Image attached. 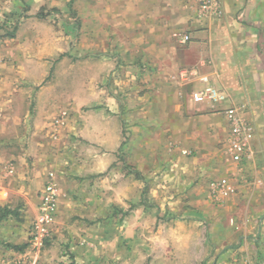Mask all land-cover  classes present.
<instances>
[{"label": "crops", "instance_id": "0c3cea01", "mask_svg": "<svg viewBox=\"0 0 264 264\" xmlns=\"http://www.w3.org/2000/svg\"><path fill=\"white\" fill-rule=\"evenodd\" d=\"M109 1V7L103 4V8L87 10L89 16L102 22L97 25V35L102 31L103 40H110L109 28L115 32L114 55H96L94 43L90 45L92 55L86 62L93 68L100 65L103 72L93 71L89 75L92 81L81 86L89 103L70 100L69 109L46 121L45 114L57 108L59 98L51 93L50 85L42 89L45 100L39 105L46 111L41 112L38 133L46 132L57 144L62 141L68 152L47 156L38 148L34 158H62L70 172L58 175L49 171L55 174L59 191L64 192L63 183L70 182L72 190L83 194L81 201L72 203L79 208L73 225L68 226L60 216L54 222L66 227L63 230L72 244V262L112 264L113 250L119 255L116 264H261L264 0H219L222 14L202 18L197 16L195 0ZM27 14L26 31H39L40 26L30 19L40 15L34 11ZM1 25L0 38L4 31ZM15 27L13 37L0 39V115L8 116L17 107L19 81L34 78L29 71L16 72L11 64H40L49 56L48 44L41 42L26 40L18 42L17 48ZM178 31L188 33L190 40L181 43L176 38ZM117 60L121 72H104L107 62ZM203 77L226 90L228 100L217 106L194 101L193 93L207 85ZM111 78L119 80L117 94ZM102 81L108 84L101 87ZM131 89L136 92L135 103L121 102V95L128 96ZM230 106L241 109L254 129L253 157L241 163H235L227 151L229 124L224 110ZM151 147L152 151L143 152ZM128 148L133 149L136 168L128 171L119 164L118 176L124 179H119L118 200H112L117 186L106 177L116 176V172L111 170L101 185H94L92 178L99 170L92 164L103 165L121 151L126 157ZM137 174L149 180L151 192L165 193L164 200L143 203L141 193L147 184ZM222 178L230 179L237 191L217 203L209 187L213 180ZM44 181L41 177L39 185ZM91 190L98 192L93 199L89 197ZM32 207L36 212L37 201ZM80 234L92 242L76 246L83 238ZM100 238L104 247L99 259L94 240Z\"/></svg>", "mask_w": 264, "mask_h": 264}, {"label": "rangeland", "instance_id": "374dc122", "mask_svg": "<svg viewBox=\"0 0 264 264\" xmlns=\"http://www.w3.org/2000/svg\"><path fill=\"white\" fill-rule=\"evenodd\" d=\"M103 4L109 7L110 1L32 0L29 2L28 0H0V25L2 24V29H4V31H1L2 36L0 39L4 40L5 36L8 35L7 33L16 30L15 26H17L18 31L13 40L17 48L19 47L18 42L22 43L26 40L37 41L38 44L39 42L42 45L48 44L46 50H48L49 55L45 60L43 59L44 61H40V64H38L39 62L37 64L33 62L29 65L11 64L16 72L29 71L34 78L30 80L31 82L26 79L19 81L21 83V86L18 87L19 99L12 116L0 115V209L7 208L12 211V214L0 221V256H17L20 253L17 247L24 246L21 251L22 254L19 255H26V264H33L35 259L37 260L36 264H74L71 259L73 258L72 244L66 239L67 234L63 230L66 227L62 226V224L56 226L53 224L51 235L45 241L44 247L38 255L33 251L31 244L32 225L36 214L32 205L36 201L38 204L40 191L44 186H40L38 180L40 181L41 177H45L46 180L49 171L57 172L58 175H61L63 171L65 173L66 171L70 172V166L62 158L53 159L50 157L48 159V157L44 156L43 161L34 158V151L38 148H42L41 150L47 156L55 153L57 156L59 154L60 157L67 151L65 150L66 144L62 141L57 144L44 131L39 134L37 123L42 117L41 112L43 111L44 114L46 111L44 107L40 108L45 100L44 94L41 97V91L50 85H52L50 86L52 87L51 93L57 94L59 98L55 104L57 108L51 109L45 114L46 121L53 114L57 115L62 110L69 109L70 100L75 103L78 100V103L84 105L89 103L88 93L81 86L92 81L89 75H92L93 71L103 72V68L100 65L94 64L93 66H96V68H93L91 64L86 62L87 57L92 55L90 45L94 43L96 55H114L115 53L113 52L114 28L108 29V33H111L110 40H103L102 31L99 32V36L97 35V25H102V22L100 24L98 17L87 14L88 8H103ZM32 11H34L35 15L40 16L36 19H30V21L35 22L40 27L38 28L39 31L35 29L34 32L28 33L25 24L30 18V14L27 13ZM33 34L36 36L33 37ZM180 34L188 33L176 32V38L179 41ZM39 36L40 40H38ZM120 65L118 60L111 61V63L107 62L104 65V72H121L122 68ZM26 82L29 83L26 84ZM118 83L119 80L111 78L110 85H112L113 91H116L113 93H118ZM99 84L102 87L108 82L104 84L102 81ZM128 92V96L123 97L121 95V102L127 104L135 103L136 92L134 89L128 90ZM39 142L41 144H38ZM173 148L171 147V149ZM143 150V152H149L152 151V147ZM117 151L116 154L118 153ZM133 155V149L128 148L126 157L125 151H121L118 156H112V159L105 160L103 165L102 162L99 165H95L93 161L92 166L99 170V174L92 178L94 185L96 183L101 185V179L111 170L116 172V176L106 177L111 180L110 183L117 186V189L111 193L112 200H118V187L122 178L124 179V177L120 179L118 176V166L120 164L122 168H126L128 171L135 169L136 165ZM76 156L73 153V157ZM38 172L40 173L39 175ZM137 176L142 178L139 174ZM142 179H144L147 186L142 191L140 200L145 204L163 201L165 196L162 195H165V193L151 192L149 180H145V176ZM124 183L125 181L122 184ZM63 185H65L64 192L59 191L60 204H58L59 213L56 214V218L62 217L65 223L69 222L68 226H71L73 222H76L75 217L79 214V208L74 207L72 203L81 201L83 194L79 190H72L74 187L70 182L63 183ZM95 195H98L97 191L91 190L89 192V197H92V199ZM99 198H102L101 194H99ZM114 213L116 214L117 212ZM57 228H60V230H57ZM80 235L82 236V234ZM80 239V241L77 240L75 243L76 246L89 245L88 241L90 240H86L84 237ZM94 241L95 249H98L97 252L100 255V259L104 243L101 238ZM110 256L112 264H116L119 260L118 252L112 250Z\"/></svg>", "mask_w": 264, "mask_h": 264}, {"label": "built area", "instance_id": "2783aa9c", "mask_svg": "<svg viewBox=\"0 0 264 264\" xmlns=\"http://www.w3.org/2000/svg\"><path fill=\"white\" fill-rule=\"evenodd\" d=\"M195 2L199 18L219 17L222 14L219 0H195ZM179 37L182 43L190 40L188 34H180ZM203 80L207 82V85L203 89L193 93L192 98L194 101H207L217 106L228 100L229 95L226 90L209 82L207 77H203ZM224 115L229 124L227 151L231 159L235 163H241L244 159H251L254 153L251 146L254 136L252 124L244 117L241 109L236 106L226 108ZM183 152L185 154L191 153L187 150ZM209 189L213 201L217 203L223 202L237 191L236 186L231 184L228 178L213 180L210 183ZM59 196L56 176L53 172H49L40 191L37 211L32 225L31 244L36 255L39 254L44 247L45 241L51 235V229L57 214ZM36 261L35 259L33 264H36ZM0 264H26V255L0 256ZM261 264H264V261Z\"/></svg>", "mask_w": 264, "mask_h": 264}, {"label": "trees", "instance_id": "16d2710c", "mask_svg": "<svg viewBox=\"0 0 264 264\" xmlns=\"http://www.w3.org/2000/svg\"><path fill=\"white\" fill-rule=\"evenodd\" d=\"M9 37H13L15 35V31H11L7 33ZM12 214V211L4 208V209H0V221L4 218H6L8 215ZM24 249V246L22 247H17V250L22 251Z\"/></svg>", "mask_w": 264, "mask_h": 264}]
</instances>
